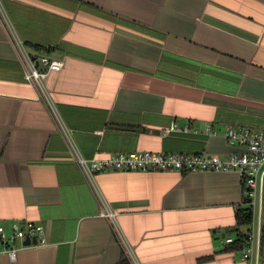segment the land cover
<instances>
[{
	"label": "crops",
	"instance_id": "obj_1",
	"mask_svg": "<svg viewBox=\"0 0 264 264\" xmlns=\"http://www.w3.org/2000/svg\"><path fill=\"white\" fill-rule=\"evenodd\" d=\"M17 42L63 59L45 91ZM229 126L264 130V0H0V225L45 238L0 264H132L127 247L139 264H250L219 253L243 206L237 170L88 178L72 147L224 159L244 151Z\"/></svg>",
	"mask_w": 264,
	"mask_h": 264
},
{
	"label": "built area",
	"instance_id": "obj_2",
	"mask_svg": "<svg viewBox=\"0 0 264 264\" xmlns=\"http://www.w3.org/2000/svg\"><path fill=\"white\" fill-rule=\"evenodd\" d=\"M19 55L25 69L27 79L37 84L45 91V80L49 72H60L63 69V59L49 58L41 56L33 57L27 52L22 42H17ZM42 64L46 70H40ZM61 130L70 135L69 130L61 125ZM187 128H178L173 124L167 134L172 132H188ZM226 140L232 144L243 148V152L233 153L222 159L219 156L204 153H165L151 151L118 152L101 158L94 156L87 159L79 154L74 147V160L79 164L82 171L88 178H93L97 172L108 170L140 171L149 172L153 170L180 172H201L217 170H237L241 178L245 181L243 197L249 200V205L254 211V221L249 233V244L242 251V258L250 264L261 262L262 246V205L264 191V130H257L248 127L229 126L224 134ZM259 209V220L255 219V212ZM103 216L115 221L116 213L106 209L102 212ZM116 223L114 222V225ZM38 237L39 243L45 242L43 227L31 221L25 222L16 228L11 234H7L5 227L0 225V252H5L12 260L16 258V248L13 244L20 240L24 242L27 238L32 244V238ZM234 236L226 237L225 244L233 242ZM38 243V244H39ZM132 260V264H139L129 247L126 248Z\"/></svg>",
	"mask_w": 264,
	"mask_h": 264
},
{
	"label": "trees",
	"instance_id": "obj_3",
	"mask_svg": "<svg viewBox=\"0 0 264 264\" xmlns=\"http://www.w3.org/2000/svg\"><path fill=\"white\" fill-rule=\"evenodd\" d=\"M242 185L243 188H245V181L243 179ZM253 221L254 211L249 205V200L243 197V206L237 210L236 226L232 231V233H234V240L229 244H225L222 250L219 251V253L242 252L243 249L249 244L248 236L251 231V225ZM210 257L211 256H209V258ZM262 258H264V228L262 235ZM261 264H264L263 259Z\"/></svg>",
	"mask_w": 264,
	"mask_h": 264
},
{
	"label": "water",
	"instance_id": "obj_4",
	"mask_svg": "<svg viewBox=\"0 0 264 264\" xmlns=\"http://www.w3.org/2000/svg\"><path fill=\"white\" fill-rule=\"evenodd\" d=\"M264 188V187H263ZM263 205H264V191H263ZM262 225H263V227H264V209H263V211H262ZM23 244H25V245H29L30 244V240H29V238H27L24 242H23Z\"/></svg>",
	"mask_w": 264,
	"mask_h": 264
},
{
	"label": "rangeland",
	"instance_id": "obj_5",
	"mask_svg": "<svg viewBox=\"0 0 264 264\" xmlns=\"http://www.w3.org/2000/svg\"><path fill=\"white\" fill-rule=\"evenodd\" d=\"M260 209V208H259ZM259 209L257 208L256 212H255V219L259 220ZM262 209H264V205H262ZM264 228V227H263ZM262 259L264 260V258H262V246H261V263H262Z\"/></svg>",
	"mask_w": 264,
	"mask_h": 264
}]
</instances>
